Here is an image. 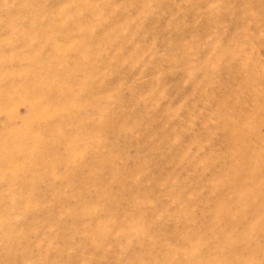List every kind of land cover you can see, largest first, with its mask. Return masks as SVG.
<instances>
[{
    "label": "rangeland",
    "instance_id": "374dc122",
    "mask_svg": "<svg viewBox=\"0 0 264 264\" xmlns=\"http://www.w3.org/2000/svg\"><path fill=\"white\" fill-rule=\"evenodd\" d=\"M0 147V264H264V0H0Z\"/></svg>",
    "mask_w": 264,
    "mask_h": 264
},
{
    "label": "bare ground",
    "instance_id": "6f19581e",
    "mask_svg": "<svg viewBox=\"0 0 264 264\" xmlns=\"http://www.w3.org/2000/svg\"><path fill=\"white\" fill-rule=\"evenodd\" d=\"M52 23V22H51ZM61 24V23H60ZM53 26V25H52ZM58 26H59V24H58ZM28 80V79H27ZM22 82V81H21ZM26 82H29V81H26ZM23 83V82H22ZM231 131V130H230ZM232 132V131H231ZM230 133L228 132V135H229ZM234 135V134H233ZM234 137H235V135H234ZM22 140V139H21ZM24 141H26V140H24ZM1 148V147H0ZM4 172V171H3ZM253 204V202H252V200H249V206L250 205H252ZM252 207V206H251ZM124 231V230H123Z\"/></svg>",
    "mask_w": 264,
    "mask_h": 264
}]
</instances>
